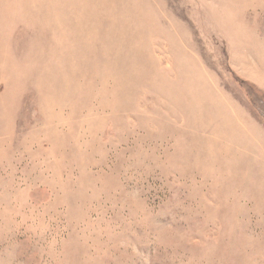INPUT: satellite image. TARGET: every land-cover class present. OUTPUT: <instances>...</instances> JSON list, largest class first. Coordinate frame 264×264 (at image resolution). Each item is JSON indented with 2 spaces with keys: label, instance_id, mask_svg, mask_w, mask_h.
Wrapping results in <instances>:
<instances>
[{
  "label": "rangeland",
  "instance_id": "rangeland-1",
  "mask_svg": "<svg viewBox=\"0 0 264 264\" xmlns=\"http://www.w3.org/2000/svg\"><path fill=\"white\" fill-rule=\"evenodd\" d=\"M0 264H264V0H0Z\"/></svg>",
  "mask_w": 264,
  "mask_h": 264
}]
</instances>
